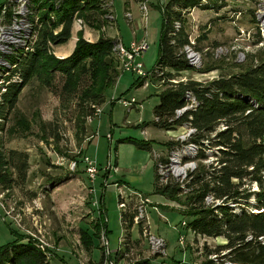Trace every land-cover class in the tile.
<instances>
[{"label": "rangeland", "instance_id": "obj_1", "mask_svg": "<svg viewBox=\"0 0 264 264\" xmlns=\"http://www.w3.org/2000/svg\"><path fill=\"white\" fill-rule=\"evenodd\" d=\"M104 1L102 6L107 8L108 14L105 15L107 21L100 30L87 25L79 30V26L75 25L71 43L50 46V52L56 58L67 57L75 47L78 32H81L83 39L88 42L103 34L110 37L116 34V22L123 39L130 40L129 24L132 19L137 27L134 31L136 39L144 40L147 46L137 60L142 63L145 71L150 72L159 52L161 6L168 0H149L143 16L136 0H130L129 10L123 6L125 0ZM227 1L228 5L233 7L232 10H237L236 7L242 9L240 16L235 17L234 23L230 22L223 12L216 14L213 9L198 8L185 16L187 28L192 30L193 38L199 35L202 26H207L203 29L208 30L206 39L198 43L200 61L197 65L198 69L208 71L201 74L187 71L183 73L186 79L208 83L230 73H238L248 66L249 58L255 61L258 54L264 52L262 37L260 44H254L258 39L252 20L256 0ZM6 2L7 0H0V17ZM128 12L130 20L125 16ZM97 25L99 27L100 23ZM219 47L221 51H217ZM118 75L115 86L106 92V100L112 95L118 98L126 93L123 96H134L139 106L126 110L120 102H115L112 106L103 104V113L94 117L91 125L89 122L86 124V138L80 136L82 140L79 143L74 137L73 122L70 121L72 115L68 110H61L54 91L41 87L35 80L25 85L14 110L5 120L2 134L6 152L11 149L28 152L29 169L26 172L24 191L13 188L3 202V207L10 213L6 221L2 219L4 213L0 207V247L13 241L15 233L28 238L26 232H30L35 237L31 238L32 242L37 243V239H41V243L45 244L44 247L50 256L49 264H204L208 259L213 260L214 264H222L223 259H219L221 254L216 258L215 255H208V251H215L218 246L225 244L223 237H197L183 226V223L188 221L182 216L185 209L181 203L185 199V193H179L177 198L180 200L177 201L160 195L154 189V162L168 156L165 142L184 141L188 137L187 133L179 129L165 132L151 125V113L158 103L157 94L160 92L158 82L148 80L146 85L136 87V75ZM43 123L50 125L41 132ZM145 124L147 126L143 127ZM53 133L58 139L42 137ZM92 135L93 141L89 143ZM121 139L150 141L152 151L139 150L129 143H118ZM186 147L192 148H189V145ZM216 152V148L209 149L206 146L204 153L207 158L201 162L196 161L194 152H185L182 163L179 160L178 164H174L178 170H184L183 173L174 174L173 180L169 179L164 183L165 179L160 181L158 177L157 185L164 187L166 184H183L188 174L197 166L210 165L215 160ZM153 153L158 156L157 160L152 156ZM82 156H88L97 164L98 170L93 184L83 172ZM71 162L76 163L73 177L69 173ZM164 173L163 168L158 175L163 176ZM68 177L74 179V185L68 184L72 182ZM64 178L69 181L60 182ZM59 182L62 184L57 185ZM66 184L68 186L64 187ZM62 188H69L74 192V195L70 194L68 197L64 209L59 208L60 204L52 202L51 197L47 195L54 189L60 191ZM242 189L246 192H264V176L261 177V187L247 183ZM119 195L131 200L133 206L142 204L146 213L145 219L139 218L138 226H133L130 230L129 242H125V231L120 226L122 210L118 206ZM254 205L256 199L251 196L246 203L231 204L230 207L232 212L237 214L242 209L257 213ZM128 212L135 211L131 208ZM141 224L146 228L145 235L138 230ZM70 226L81 231L86 230L91 237L89 248L82 243L80 230L73 231ZM148 232L162 240V247L158 248L155 254L151 252L144 238ZM180 236L184 241L179 244ZM104 239L109 242V254L106 253ZM223 263L228 264L226 261Z\"/></svg>", "mask_w": 264, "mask_h": 264}, {"label": "trees", "instance_id": "obj_2", "mask_svg": "<svg viewBox=\"0 0 264 264\" xmlns=\"http://www.w3.org/2000/svg\"><path fill=\"white\" fill-rule=\"evenodd\" d=\"M141 1V0H139ZM104 0H31L32 11L37 15L34 30L36 40L29 53L16 59L15 82H9L0 98V189L11 192L13 188L24 191L26 172L29 169L28 152L3 148L4 123L14 110L18 96L31 80L48 91H54L62 111L71 113L74 137L79 143L86 138V124L93 120L106 101V92L114 87L121 73L113 46L117 39L100 35L95 42L83 39L78 32L75 47L67 57L56 58L50 46L67 44L72 35L75 18L84 25L99 29L106 23L107 8ZM227 0H168L161 6L162 27L159 37V52L151 70V80L162 82L157 94V105L153 108L154 128L165 132L189 130L184 141H168V152L193 144L197 148L196 161L207 158L205 147L216 148L217 155L210 164L199 165L192 170L183 184L157 185V162H154V189L168 199H178L185 193L182 216L188 219L186 228L202 238H221L226 241L208 255H215L231 264H264V192H249L242 189L249 184L261 187L264 176V52L258 59H248L247 67L238 73H230L214 81L204 83L185 78L187 71L196 74L208 70L195 69L184 58L183 48L190 43L192 30L186 25V15L198 8L215 10L227 15L230 22L242 13L236 7L232 10ZM258 1H255L257 4ZM252 12L257 40L262 41L258 21ZM226 17V16H224ZM35 16L29 19L34 24ZM218 19V18H217ZM96 23V25H95ZM98 23L100 26L98 27ZM37 24V25H36ZM209 24V23H208ZM210 25V24H209ZM177 26V27H176ZM207 27V26H206ZM202 26L203 28H206ZM200 28L192 48L199 51L198 43L206 39V32ZM19 60V61H18ZM136 87L143 81L135 80ZM3 99V100H2ZM193 103V104H192ZM178 115L176 111L186 108ZM49 123L41 125L44 132ZM143 125V127H146ZM49 139L58 136L50 134ZM129 143L139 150L152 151L149 141L121 139L118 143ZM207 143V144H205ZM79 155V154H78ZM84 157V156H82ZM166 162V158L159 160ZM76 162V161H75ZM69 178V177H68ZM64 178L63 181L68 180ZM245 192V193H244ZM253 196L257 213L241 210L232 212L230 205H242ZM211 203L206 202V198ZM134 214L121 212L120 221L125 231V242H129ZM141 231V229H138ZM142 232V231H141ZM13 234V232H12ZM13 241L0 247V264H49L44 253L22 234L15 233ZM80 239L89 248L91 237L86 230H80ZM223 252V254H222ZM208 259L204 264H214ZM146 262L134 263L145 264ZM172 264H180L175 262Z\"/></svg>", "mask_w": 264, "mask_h": 264}, {"label": "built area", "instance_id": "obj_3", "mask_svg": "<svg viewBox=\"0 0 264 264\" xmlns=\"http://www.w3.org/2000/svg\"><path fill=\"white\" fill-rule=\"evenodd\" d=\"M137 4L140 6V11L141 15H145L146 10H147V3L149 0H136ZM237 1V0H233ZM32 4L31 0H7L5 3V6L1 9L2 14L0 17V98L1 95L4 93L6 90V86L9 84V82H15L17 81V78H15V70L17 69V62L16 59L20 58L22 54L32 52V46L34 44V41L36 39L35 35V30H34V25L35 21H37V15H35V11L31 10ZM255 16L258 21V30L260 36L264 40V0L258 1L255 7ZM35 16L34 18V24L30 23L29 19L31 17ZM126 19L130 20V12L125 14ZM73 27L75 25L79 26V30H81L83 27H85L83 21L81 19L75 18L73 20ZM177 27V26H176ZM249 35V34H248ZM194 38L193 34L190 38V43L186 45L183 48V54L184 58H187L189 65L195 69H198L197 65L199 64V58L200 54L199 51H196L192 48ZM146 42L144 40H141L139 42L136 41H131L128 45H124L120 39H117V42L113 46V51L115 54V57L117 58L116 61H118L119 64V69L121 73H129V74H134L136 75L137 79L140 81H143V85H146L147 81L151 80L152 74L148 71H145L143 68L142 63L137 60L140 58L142 53L146 49ZM221 47L217 48V51H221ZM152 81V80H151ZM161 81L158 82L157 87H159L158 90H160V85ZM142 85V86H143ZM111 103L115 102H120L126 110H130L133 107L139 106V104L136 101V98L133 97H126L121 94V96L113 97L112 100L110 101ZM193 104V103H192ZM193 105H188L186 108H183L181 110L176 111L178 115L182 114L186 109L192 107ZM101 113L100 108L97 109L95 117H97ZM91 120H89L90 122ZM0 123L2 121L0 120ZM1 132V131H0ZM187 136H189L190 132H193V129H189L185 131ZM2 134V133H1ZM188 146V145H186ZM183 146L181 148H176V150H173L171 152H168L166 155H168L166 158V162L161 163L160 161H157V176L160 177V181H168L169 179H174L173 176L176 173V170L178 168L175 167L174 164H178L179 160L180 163L185 159V152H194L193 154L196 155L195 151H197V148L193 146V144L189 145V148ZM194 150V151H193ZM152 156L157 160L158 156L153 153ZM82 162L84 164V170L88 181L93 184L95 177L97 175L96 170L97 169V164L95 161H93L91 158L88 156L81 157ZM76 163L71 162L69 164V170L71 173V176H73V171L75 169ZM165 169V173L163 176L158 175V172H160L162 169ZM172 175V176H171ZM9 191H3L0 189V207L3 210L4 215H2V219L6 221L10 215L8 211L5 210L3 207V202L5 201L6 196L9 194ZM118 206L122 210L121 212H127V214H134L133 218V226H138L137 224L138 219H145L146 213L143 211V207L138 204L137 206L131 205L130 201L127 200L124 196L119 195L118 197ZM206 202L211 203V199L209 197L206 198ZM131 206V207H130ZM133 208L132 213H129L128 211ZM183 226H186V223H183ZM142 227V228H141ZM141 231L142 234L145 235L146 228L142 226L141 224ZM28 236L27 240L30 239L31 243L35 245L37 249H39L41 252L44 253V256H46V259H48L49 252L46 251L45 249V244L41 243V239H37L36 242H32L31 238L35 237L30 233L26 232ZM145 240L147 241L148 246L151 248L152 253H157L155 252L158 250V248L162 247V240L159 238H156L155 234L147 233V235L144 237ZM184 241V238L180 236L179 238V244ZM40 244H39V243ZM104 245H105V250L107 251L106 253H110L109 249V242L108 240L104 239ZM111 264V263H110ZM231 264V263H228Z\"/></svg>", "mask_w": 264, "mask_h": 264}, {"label": "crops", "instance_id": "obj_4", "mask_svg": "<svg viewBox=\"0 0 264 264\" xmlns=\"http://www.w3.org/2000/svg\"><path fill=\"white\" fill-rule=\"evenodd\" d=\"M130 0H125V3L123 4V6H124V8L125 9H127V10H129V8H130ZM116 21V20H115ZM129 28L131 29V31H130V40H128V39H123L124 37L122 36V34H120L119 32H120V30H118V25H117V22H116V31H115V35H111L110 37H108V38H111V39H120L121 40V42L124 44V45H128L129 43H131V41H136V42H139L137 39H136V34L134 33V31H136L137 30V27H136V24H134V21L131 19V22H130V24H129ZM74 33V31H73V29H72V32H71V34H73ZM70 34V35H71ZM97 40V38L96 39H94V40H91V41H93V42H95ZM68 43H71V39H70V41L68 42ZM120 82V81H119ZM115 86V85H114ZM113 87H111V89H112ZM126 93H123L122 95H125ZM113 97H115V95H112L111 96V98L109 99V100H106L105 101V103L104 104H109V106H112V104L113 103H111L110 101L112 100V98ZM100 110H101V112L103 113V109L100 107ZM101 113V114H102ZM93 123V120H91L90 122H89V125H91ZM93 135H94V132H93ZM91 136V141L89 142V143H91L92 141H93V138H94V136ZM108 136H109V138H111V136H110V134L108 133L107 134ZM88 144V143H87ZM71 177H73V176H71ZM69 180L70 181H72V180H74V179H70L69 178ZM68 180V181H69ZM67 181V182H68ZM60 182H62V183H64V182H66V181H60ZM58 183L57 185H60V184H62V183ZM72 183H73V185H74V182L72 181V182H68V184H71L72 185ZM68 184H66V185H64V187H66V186H68ZM49 193V194H48ZM47 193V195H48V197H51V201L52 202H56V204L58 205V203L60 204L58 207L60 208V207H63V209L66 207V206H64L65 204H66V202L68 203V201H67V199H68V197H70V194L71 195H74V192L72 191V189H66L65 190V188H62V190H60L59 191V189L57 190V189H54V191H50V192H48ZM72 199V198H71ZM58 201V202H57ZM57 208V207H56ZM37 215H39V214H37ZM29 218V217H28ZM29 221H30V219H29ZM70 229L71 230H80L79 228H72V226H70ZM69 229V230H70Z\"/></svg>", "mask_w": 264, "mask_h": 264}, {"label": "bare ground", "instance_id": "obj_5", "mask_svg": "<svg viewBox=\"0 0 264 264\" xmlns=\"http://www.w3.org/2000/svg\"><path fill=\"white\" fill-rule=\"evenodd\" d=\"M36 25H37V24H36ZM35 40H36V39H35ZM18 61H19V60H18ZM15 74H16V73H15ZM2 100H3V99H2ZM1 120H2V119H1ZM183 171H184V170H182V169H181V170H176V173H180V174H181V173H183Z\"/></svg>", "mask_w": 264, "mask_h": 264}]
</instances>
